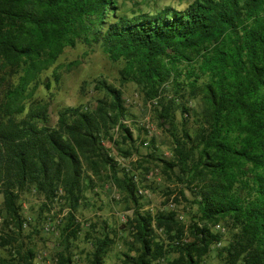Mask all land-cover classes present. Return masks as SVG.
<instances>
[{
    "label": "trees",
    "instance_id": "16d2710c",
    "mask_svg": "<svg viewBox=\"0 0 264 264\" xmlns=\"http://www.w3.org/2000/svg\"><path fill=\"white\" fill-rule=\"evenodd\" d=\"M79 41L100 43L122 63L120 82H136L153 102L171 154L154 150L145 160H161L196 206L189 221L173 207L141 208L137 174L113 151L139 150L121 86L97 77L103 94L61 106L55 124L49 102L32 97ZM110 178L135 204L121 264H211L213 250L222 264H264V0H193L131 15L119 0H0V264H35L34 247L22 240L20 202L33 191L45 204L65 200L56 260L79 264L70 249L83 229L76 213ZM106 226L90 235L87 264H107L116 239Z\"/></svg>",
    "mask_w": 264,
    "mask_h": 264
},
{
    "label": "rangeland",
    "instance_id": "374dc122",
    "mask_svg": "<svg viewBox=\"0 0 264 264\" xmlns=\"http://www.w3.org/2000/svg\"><path fill=\"white\" fill-rule=\"evenodd\" d=\"M193 0H119L120 12L129 15L137 10L157 11L167 4L179 8L187 6ZM122 63L112 60L100 43L86 44L79 41L76 45L67 46L57 61L44 72L48 83H40L32 97L48 101L50 104V123L55 124L57 111L63 105H76L92 102L103 94L95 87L96 78L103 76L124 91L130 115L125 120L130 124L137 138L139 150L127 157L115 148L117 159L124 166H132L137 174L140 193L142 194V209L156 211L160 208L173 207L178 209L180 217L186 222L191 219L195 207H190L186 199L178 191L177 182L164 172L161 160H150L147 154L156 151L165 156L171 154V138L157 124L152 101H147L139 85L134 81L121 83L119 70ZM115 137L120 138L118 133ZM153 137H155L154 144ZM150 142L147 143L146 141ZM105 143L111 145L109 140ZM126 145V144H124ZM160 154V155H161ZM145 166L150 167L146 174ZM146 174V178L144 177ZM170 187V188H169ZM173 189L172 193H168ZM188 197L192 196L186 189ZM125 192L111 178L104 183L92 187L87 199L78 208L77 216L83 222V229L78 237L71 236L70 249L79 264H87L88 252L93 247L90 235L100 233L107 223V230L114 234L116 242L105 257L107 264H121L122 253L129 248L132 240L130 216L134 214V203L130 204L124 196ZM177 197V198H176ZM45 196L35 191L25 192L20 199L21 212L26 218L22 240L26 246H33L36 251L35 264H57L56 253L63 247L61 225L67 213V204L60 198L45 204ZM63 204L65 206H63ZM55 213V215H54ZM91 223V224H90ZM92 223L95 225L93 226ZM223 221L215 228H223ZM226 225V224H225ZM223 243L231 237L230 228L226 227ZM134 253V250L132 251ZM211 264H222L223 257L216 250L209 254ZM165 260L156 264H164Z\"/></svg>",
    "mask_w": 264,
    "mask_h": 264
},
{
    "label": "crops",
    "instance_id": "0c3cea01",
    "mask_svg": "<svg viewBox=\"0 0 264 264\" xmlns=\"http://www.w3.org/2000/svg\"><path fill=\"white\" fill-rule=\"evenodd\" d=\"M173 5V4H172ZM177 7V6H176Z\"/></svg>",
    "mask_w": 264,
    "mask_h": 264
},
{
    "label": "built area",
    "instance_id": "2783aa9c",
    "mask_svg": "<svg viewBox=\"0 0 264 264\" xmlns=\"http://www.w3.org/2000/svg\"><path fill=\"white\" fill-rule=\"evenodd\" d=\"M165 264V263H164Z\"/></svg>",
    "mask_w": 264,
    "mask_h": 264
}]
</instances>
